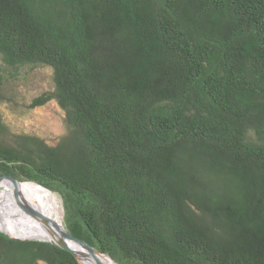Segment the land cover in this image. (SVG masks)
Here are the masks:
<instances>
[{"label":"trees","instance_id":"16d2710c","mask_svg":"<svg viewBox=\"0 0 264 264\" xmlns=\"http://www.w3.org/2000/svg\"><path fill=\"white\" fill-rule=\"evenodd\" d=\"M0 57L52 70L31 106L66 124L53 145L0 114V184L58 192L120 264H264V0H0ZM0 264L80 262L0 230Z\"/></svg>","mask_w":264,"mask_h":264},{"label":"rangeland","instance_id":"374dc122","mask_svg":"<svg viewBox=\"0 0 264 264\" xmlns=\"http://www.w3.org/2000/svg\"><path fill=\"white\" fill-rule=\"evenodd\" d=\"M0 75H3L6 82L5 95L10 99L0 102V114L8 135H37L50 144H57L61 136L66 133L62 109L55 100L44 105L31 106L37 96L54 90L52 70L49 67L32 65H23L14 69L7 67L0 57ZM52 192L58 197L62 212L61 220L66 229L62 197L58 192Z\"/></svg>","mask_w":264,"mask_h":264},{"label":"bare ground","instance_id":"6f19581e","mask_svg":"<svg viewBox=\"0 0 264 264\" xmlns=\"http://www.w3.org/2000/svg\"><path fill=\"white\" fill-rule=\"evenodd\" d=\"M2 184L0 185V227L2 225L3 230L14 236L41 237L64 242L40 218L32 215L27 209L31 207L49 220L57 222L58 228L64 230L60 203L55 193L28 181ZM72 245L83 264H118L111 257L89 249L80 242L74 241Z\"/></svg>","mask_w":264,"mask_h":264},{"label":"water","instance_id":"95a60500","mask_svg":"<svg viewBox=\"0 0 264 264\" xmlns=\"http://www.w3.org/2000/svg\"><path fill=\"white\" fill-rule=\"evenodd\" d=\"M20 181H12L13 184H17L19 183ZM40 185V184H38ZM42 186V185H40ZM50 190V189H49ZM28 211L34 215L35 217L37 218H40L41 221L50 229L52 230V232L57 235V237H61L63 239L64 242H58V241H55V240H52V239H47V238H41V237H16V236H13L11 234H9L8 232H6L5 230H3L1 227H0V230L2 232H4L6 235H8L9 237H12V238H16V239H28V240H41V241H48V242H51L63 249H66L68 251H70L72 254H74V256L78 259V261L80 262V264H83L77 250L74 248V246L72 245V242L74 241H77V242H80L82 243L83 245H85L86 247H88L89 249H92L94 251H97L98 253H101V254H105L104 252L100 251L99 249L95 248L94 246L90 245L89 243L81 240V239H78L77 237L73 236L72 234H70L67 229H64V230H61L58 228L57 226V222H54V221H51L49 220L47 217H44L42 214H40L38 211L32 209L31 207H28L27 208ZM109 257H111L110 255L108 254H105ZM112 258V257H111ZM113 259V258H112ZM114 260V259H113ZM116 261V260H114ZM117 262V261H116ZM118 263V262H117ZM120 264V263H118Z\"/></svg>","mask_w":264,"mask_h":264}]
</instances>
